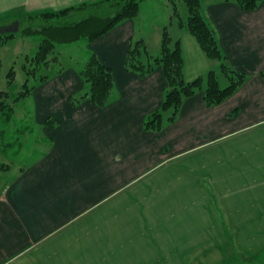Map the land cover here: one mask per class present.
<instances>
[{
  "label": "crops",
  "instance_id": "0c3cea01",
  "mask_svg": "<svg viewBox=\"0 0 264 264\" xmlns=\"http://www.w3.org/2000/svg\"><path fill=\"white\" fill-rule=\"evenodd\" d=\"M92 1L0 0V18ZM155 8L163 20L150 38L145 19ZM166 8L142 0L137 17L84 38L79 63L94 52L114 69L107 106L73 104L88 90L75 63L30 93L41 136L32 162L0 174V264H191L224 243L248 257L264 253V0L250 11L205 0L222 49L247 79L219 105L208 106L202 92L189 97L155 132L144 122L162 105L164 72L142 77L124 63L131 41L161 47ZM179 38L186 78L203 75L188 71Z\"/></svg>",
  "mask_w": 264,
  "mask_h": 264
},
{
  "label": "trees",
  "instance_id": "16d2710c",
  "mask_svg": "<svg viewBox=\"0 0 264 264\" xmlns=\"http://www.w3.org/2000/svg\"><path fill=\"white\" fill-rule=\"evenodd\" d=\"M141 1L97 0L60 10H45L20 18H0V23H10L13 20L25 23V29L21 28L20 30L23 34H41L43 36L39 49L33 55H27L23 63L27 79L23 85L25 89L18 96L30 94L40 83L51 77L52 72L50 74L48 72L54 71L56 65L60 63L56 53L59 43H70L81 38L92 41L103 36L122 20L137 17ZM223 1L234 2L243 10L250 11L257 9L262 0ZM169 2L173 6L170 23L176 22L179 27L187 29L195 37L208 58L221 62V74L227 79L228 84L224 87L221 85L220 73L214 69H211L205 76L199 75L193 79H187L182 41L180 38H173L169 26L164 27L161 51L158 55L150 51L144 39L131 41L125 58V69L145 77L161 67L166 78L167 87L162 105L144 122L145 130L155 132H160L167 123L176 120L184 102L189 97L202 92L208 106L219 105L233 95L247 79L245 72L230 64L228 56L220 44L217 30L203 10V0H169ZM180 4H183L187 9V20L181 15ZM175 17H178L179 21L174 19ZM15 34L16 32L12 31H0V43L6 42ZM63 68L61 66L57 72L60 73ZM15 74L16 71L12 68L8 75L11 78L10 81L14 79ZM80 75L88 90L82 96L74 97L73 104L89 99L99 107L107 106L115 89L114 69L92 52L80 69ZM261 75L264 77V71L261 72ZM30 79L34 80L32 86L29 84ZM8 93L10 92L0 89L1 155L6 154L11 145L5 139L6 124L11 121L14 114V106L4 101ZM56 120L50 117L46 123L53 125ZM8 168V164L0 162V170ZM260 255H264V253Z\"/></svg>",
  "mask_w": 264,
  "mask_h": 264
},
{
  "label": "rangeland",
  "instance_id": "374dc122",
  "mask_svg": "<svg viewBox=\"0 0 264 264\" xmlns=\"http://www.w3.org/2000/svg\"><path fill=\"white\" fill-rule=\"evenodd\" d=\"M165 3L168 7L165 11H168L169 14L167 20L165 19V25L169 26L171 35L174 39L180 36L185 38L184 44L188 71L193 68H201V70L203 69L202 74L205 76L211 69H214L220 73L221 85L223 87L226 86L228 81L221 74V62L208 58L200 48L195 37L187 29L179 27L176 22L174 24L170 23L173 6L169 0H165ZM204 5L205 0H203V10ZM157 8L152 11L153 13L151 12V16L148 15L145 19V35L150 38L154 37V30L157 23L163 20V10L159 9V11H157ZM179 9L181 15L187 20L188 13L186 7L180 4ZM174 19L179 21L178 17ZM17 21L19 20H13L10 23H0V31L3 30V32H7V28L16 25ZM25 26V23L23 24L20 22L19 30L16 32L15 36L7 39L6 42L0 43V89L10 92L6 95L4 101L14 106L13 117L11 121L6 124L7 133L5 139L7 142L11 143V145L7 153L1 155L3 163L8 164L9 168H11L10 171L6 169L0 171V174L4 177L13 174L15 171L20 170V168L32 162L37 155V151L34 149L37 147L34 144V140L41 136L40 128L36 122V99L33 97V94L22 97L18 96L19 93L25 89L23 85L26 82L27 76L23 63L25 62L26 56L33 55L39 49L43 39L41 34H23L20 30L21 28L25 29ZM84 42L85 40L82 38L73 43H59L56 47V53L59 56L60 63L56 65L57 67L54 68V71L52 70L48 73H59L57 71L61 66L65 68L66 65L72 63H75L79 68L83 66V61L79 63V59L84 57V53L86 54V49L83 46ZM149 49L153 54L158 55L161 47H157L154 41L151 40ZM12 68L15 69L16 74L14 79L10 81L11 78H9L8 75ZM29 84L32 86L34 80L30 79ZM28 89L29 87L27 90ZM222 247L224 252L217 248L213 250L208 249L198 260H192L191 264H264V255L248 257L240 253H235L227 243H224Z\"/></svg>",
  "mask_w": 264,
  "mask_h": 264
},
{
  "label": "water",
  "instance_id": "95a60500",
  "mask_svg": "<svg viewBox=\"0 0 264 264\" xmlns=\"http://www.w3.org/2000/svg\"><path fill=\"white\" fill-rule=\"evenodd\" d=\"M19 27H20V22L18 21L16 25L8 27L7 30L12 32H17L19 30ZM5 184H6L5 181L0 178V192L5 187Z\"/></svg>",
  "mask_w": 264,
  "mask_h": 264
}]
</instances>
